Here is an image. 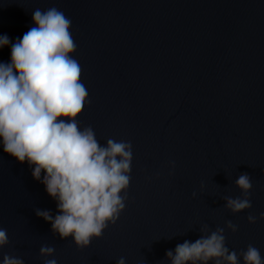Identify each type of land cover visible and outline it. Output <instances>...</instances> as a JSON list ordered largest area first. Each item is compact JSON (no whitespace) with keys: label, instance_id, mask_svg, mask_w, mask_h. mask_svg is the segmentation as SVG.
<instances>
[{"label":"water","instance_id":"obj_1","mask_svg":"<svg viewBox=\"0 0 264 264\" xmlns=\"http://www.w3.org/2000/svg\"><path fill=\"white\" fill-rule=\"evenodd\" d=\"M52 7L72 21L88 90L80 128L91 126L102 146L132 145L127 200L115 224L78 248L36 216L39 208L54 217L57 203L0 139V228L9 239L0 264L4 255L24 264H170L166 252L194 242L203 225L225 229L239 264L250 244L264 259V0H0V35L14 43L35 26L34 10ZM10 57L11 43L0 62ZM242 173L252 207L234 214L224 198H242ZM44 245L52 257L40 256Z\"/></svg>","mask_w":264,"mask_h":264},{"label":"clouds","instance_id":"obj_2","mask_svg":"<svg viewBox=\"0 0 264 264\" xmlns=\"http://www.w3.org/2000/svg\"><path fill=\"white\" fill-rule=\"evenodd\" d=\"M32 18L35 26L14 43L0 35V48L11 43L10 62H0V139L3 151L21 164L27 162L33 178L57 203L54 217L50 210L39 208L36 216L50 222L61 239L71 238L83 249L115 224L125 209L132 145L109 138L102 146L91 126L80 128L77 118L89 100L83 70L72 55L77 49L72 21L56 7L36 9ZM235 184L242 198H224L234 214L252 207L249 174H240ZM247 219L251 224L257 221L251 214ZM226 227L238 230L231 221ZM200 232L194 242L185 240L166 252L170 264H239L236 251L226 247L224 228L210 231L203 225ZM8 243L7 230L0 228V248ZM54 252L51 246L40 248L42 257ZM240 255L243 264H264L260 250L251 244ZM2 264H24V260L4 255ZM44 264L57 260L45 259ZM117 264H125V259Z\"/></svg>","mask_w":264,"mask_h":264}]
</instances>
